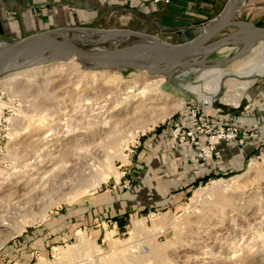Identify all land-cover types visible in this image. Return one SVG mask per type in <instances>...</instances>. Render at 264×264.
Segmentation results:
<instances>
[{"label":"rangeland","instance_id":"1","mask_svg":"<svg viewBox=\"0 0 264 264\" xmlns=\"http://www.w3.org/2000/svg\"><path fill=\"white\" fill-rule=\"evenodd\" d=\"M249 2L237 17L249 8L245 17L264 26V0ZM83 27L156 35L133 21ZM81 45L102 50L115 43ZM236 48L208 57L225 58ZM263 59L261 42L224 67L191 68L158 89L146 87L160 79L147 71L103 72L78 62L2 78L0 264H264V144L242 156V147L228 142L234 149L220 158L202 162L194 153L186 165L163 140L172 138L174 118L188 122L193 107L217 122L237 110L255 117L243 127L257 125L243 148L264 138V76L240 83L239 104L223 101L239 86L231 74ZM45 69L62 71L43 77ZM219 69L226 86L210 95ZM145 98L155 104L135 109ZM180 99L185 105L175 109ZM208 172L211 178L191 184ZM125 212L120 228L111 217ZM62 213L68 222L58 225L53 219Z\"/></svg>","mask_w":264,"mask_h":264},{"label":"water","instance_id":"2","mask_svg":"<svg viewBox=\"0 0 264 264\" xmlns=\"http://www.w3.org/2000/svg\"><path fill=\"white\" fill-rule=\"evenodd\" d=\"M245 3L246 0H227L222 10L208 20L197 35L178 43H169L154 34L127 28L104 29L74 26L33 32L20 39L7 41L0 47V78L23 68L57 62V58L49 55L51 50L64 53L65 61L74 58L80 64L99 63L102 68L111 70L117 67L146 70L149 76H164L166 82L178 80L176 73L180 67H205L207 65L224 67L243 58L258 43L264 41V26L237 17ZM226 29L233 30L226 32ZM77 30H87L98 35L107 32H113L116 36L126 34L127 38L120 41L119 38L114 39L109 36L105 40H98L101 42L111 40L115 45L95 50L81 45L86 41L73 37L65 39L62 35ZM131 36L148 37L151 40L147 42H136L135 39L128 41ZM229 46L237 47L230 56L220 59L208 57ZM30 51H33L36 57L21 63V57ZM149 59L154 61L151 63Z\"/></svg>","mask_w":264,"mask_h":264},{"label":"crops","instance_id":"3","mask_svg":"<svg viewBox=\"0 0 264 264\" xmlns=\"http://www.w3.org/2000/svg\"><path fill=\"white\" fill-rule=\"evenodd\" d=\"M226 1L169 0L165 3L162 0H0V39L7 42L48 29L111 25L118 21H133L154 32L157 37L166 42L178 43L197 35L203 25L222 10ZM249 1L246 0L244 5L250 4ZM249 13L248 8L241 18L247 19L248 17L245 16ZM247 20L257 24V19L252 16ZM229 30L233 29L225 31ZM258 109H255V114L258 113ZM240 118L242 120H239ZM233 119L238 125L244 127L253 124L252 120L256 118L250 117L249 113H238ZM163 140H166L168 145L180 155L179 160L183 164L194 163L192 147L184 148L175 145L170 138L168 139L167 134ZM261 144H264V138L260 137L250 146L242 147L243 151L240 147L238 150H241L240 154L243 156L246 151L258 148ZM232 149L234 148L228 144L223 155ZM232 157L234 158L231 154ZM66 217L67 214L62 213L53 220L58 225H65L68 222Z\"/></svg>","mask_w":264,"mask_h":264},{"label":"built area","instance_id":"4","mask_svg":"<svg viewBox=\"0 0 264 264\" xmlns=\"http://www.w3.org/2000/svg\"><path fill=\"white\" fill-rule=\"evenodd\" d=\"M188 115V122H184L179 116L174 119L171 124V139L175 145L193 147L195 157L202 162L223 156L225 143L234 142L237 146L243 147L249 138L256 134V124L250 128H243L232 120V114L219 117L220 124L217 120L199 114L194 107Z\"/></svg>","mask_w":264,"mask_h":264},{"label":"bare ground","instance_id":"5","mask_svg":"<svg viewBox=\"0 0 264 264\" xmlns=\"http://www.w3.org/2000/svg\"><path fill=\"white\" fill-rule=\"evenodd\" d=\"M112 34V35H110ZM64 36L65 39H68L70 37H73V38H76V39H79L81 41H98V40H105L106 38H108L109 36L111 37H114L115 38H119L118 40L122 41V40H125L127 38V35L126 34H118L117 36L113 34V32H107L103 35H97V36H93L91 35L90 32H88L87 30H77V31H73V32H69V33H63L62 34ZM151 39L146 37V38H137L135 39L136 42H147V41H150ZM264 42V41H262ZM261 43V42H260ZM97 50V49H95ZM49 55L53 58H57V62L55 63H51L53 65H56V64H66V63H71L73 62L74 64H76L78 61L75 60L74 58H71V59H68V60H64L65 59V54L60 52V51H56V50H51L49 51ZM36 57L35 53L33 51H30V52H27L25 53L22 57H21V63L27 61V60H30L32 58ZM149 62H153L154 60H148ZM80 64V62H78ZM73 64V65H74ZM81 66L84 68V69H88V70H95V69H100L102 70L103 72L104 71H121L120 67H117L116 69L114 70H105L107 68H102L101 65L99 63H83L81 64ZM41 67H46V65H37L36 67H31V68H27V69H35V68H39L41 69ZM58 67V66H57ZM197 67H202L203 66H195V67H190V68H187V67H180L178 70H177V73H176V76L178 78V80L176 81H179L180 80V76L186 72L187 70L191 69V68H197ZM215 67H218V66H215ZM102 68V69H101ZM221 68V67H219ZM46 70V69H45ZM23 71H26V69L24 70H20V71H17V72H12V73H8L4 76H2L0 78V80H2V78L6 77V76H9V75H12V74H16V73H19V72H23ZM38 71V70H37ZM44 71V70H42ZM62 70L58 69V70H53L52 72L46 70L44 72H41V74L43 75V77H48L50 76L51 74L54 75V74H59ZM65 71V69H64ZM143 71H146V70H143ZM66 72V71H65ZM112 73V72H111ZM215 74L218 76L216 78V83L212 86L211 88V92H208V94L210 95H218L220 90L222 89L223 85L226 86V82H223V80H219V77L221 78V76L224 74V72L222 70H216ZM22 75V74H21ZM110 75V74H109ZM118 75V74H117ZM259 76H264V59L257 65L251 67L245 74L243 75H239L238 73H234V74H231V77H233V79L238 83V88L235 89V91L230 95V97L226 100H223L224 102L226 103H229V104H239V102L242 100V97H243V89H241L240 87V83L241 82H246V83H249L251 82L253 79H255L256 77H259ZM118 77V76H116ZM151 78H160L157 82H151V83H148L146 84V87L148 86L149 87H152V88H155V89H158L159 85L161 83H163L165 81V77L164 76H150ZM226 79V78H225ZM112 80V79H111ZM117 80V79H116ZM115 81V79H114ZM254 81V80H253ZM117 82V81H116ZM175 82V81H174ZM245 88V87H244ZM145 89V88H144ZM132 90H130L129 92H131ZM148 91V90H147ZM132 98V97H131ZM141 102L136 106L135 109H143V108H147L149 105H147L146 101H148L150 104H153L155 102V100H151L150 98H145L143 100H140ZM178 102V101H177ZM223 103V102H222ZM155 104V103H154ZM185 105L184 101L182 99L179 100L177 106L175 107V109L177 108H182L183 106ZM140 111V110H139ZM171 112V111H170ZM165 117L164 119L169 116V112L166 111L165 112ZM169 114V115H168ZM163 119V120H164ZM63 136V135H62ZM58 137V135H57ZM223 183L221 181H216V182H212V185L213 186H217V185H222Z\"/></svg>","mask_w":264,"mask_h":264},{"label":"trees","instance_id":"6","mask_svg":"<svg viewBox=\"0 0 264 264\" xmlns=\"http://www.w3.org/2000/svg\"><path fill=\"white\" fill-rule=\"evenodd\" d=\"M238 112H239V110L235 111V112L232 114L233 117H235V115L238 114ZM175 118H176V117H175ZM175 118H174V119H175ZM232 120H234V119H232ZM211 177H212V172H208L207 174L202 175V177H198V178L194 179V180L191 182V184H192V185H195V184H197V183H199V182H205L208 178H211ZM127 215H128L127 212H125L123 215H114V216H112L111 218H112L113 220L116 221V223L118 224V226H119L120 228H123V226H124V220H125V218H126Z\"/></svg>","mask_w":264,"mask_h":264}]
</instances>
